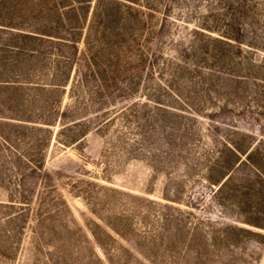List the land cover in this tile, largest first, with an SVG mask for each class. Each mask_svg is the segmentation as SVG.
Here are the masks:
<instances>
[{
  "label": "rangeland",
  "instance_id": "374dc122",
  "mask_svg": "<svg viewBox=\"0 0 264 264\" xmlns=\"http://www.w3.org/2000/svg\"><path fill=\"white\" fill-rule=\"evenodd\" d=\"M0 264H264V0H0Z\"/></svg>",
  "mask_w": 264,
  "mask_h": 264
}]
</instances>
